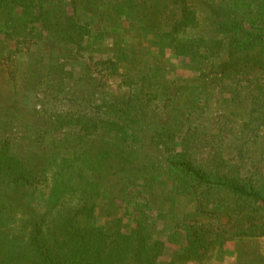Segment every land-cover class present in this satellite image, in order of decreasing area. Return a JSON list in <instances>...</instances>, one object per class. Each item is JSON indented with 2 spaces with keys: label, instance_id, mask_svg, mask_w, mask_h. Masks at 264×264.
Segmentation results:
<instances>
[{
  "label": "trees",
  "instance_id": "16d2710c",
  "mask_svg": "<svg viewBox=\"0 0 264 264\" xmlns=\"http://www.w3.org/2000/svg\"><path fill=\"white\" fill-rule=\"evenodd\" d=\"M0 65L2 103L36 99L13 120L28 131L0 135V264L264 244V0H0Z\"/></svg>",
  "mask_w": 264,
  "mask_h": 264
},
{
  "label": "rangeland",
  "instance_id": "374dc122",
  "mask_svg": "<svg viewBox=\"0 0 264 264\" xmlns=\"http://www.w3.org/2000/svg\"><path fill=\"white\" fill-rule=\"evenodd\" d=\"M74 1L76 3H80V0H74ZM70 9H71V7H70ZM6 40H10V39H6ZM108 43H111V40H109ZM170 62H172V64H177L176 65L177 66V68H176L177 72L187 74L186 68H184L182 65H178V61L175 58L174 59L171 58ZM188 72L190 73V71H188ZM191 74H192V71H191ZM109 81L112 82V83L109 82L110 83L109 88L112 91L118 92L119 89H121V86L119 84V79L117 77L112 78V80H109ZM2 82H3V78L0 75V135L1 136L5 135V134L14 135L16 132L28 131V128H30V127H29L28 116L26 113H24L23 117H20L23 119V121L22 120L13 121V120L16 119L15 113L19 112V107L22 108L27 113H31L32 108L34 106V100H36V99H34L35 98L34 97L35 91H31V90H27V89H26V91H22V93H23L22 96L20 94L21 99H19V101L16 104L14 103L12 106H10V105L8 106L7 102L2 103L1 92L4 89ZM218 95H219V97H221L224 95L227 96L228 94L220 90ZM13 98H15V96ZM12 100H10V101L13 102ZM14 105L16 106L15 110H14ZM25 118L28 120L27 125L25 122V120H26ZM30 119H31L30 120L31 123L33 124V122H35V120H32V118H30ZM11 122H13V123H11ZM66 134L67 133L64 131H57L55 134H53V137L56 138L57 140H62L63 138H67V136H65ZM50 140H51V137H50L49 141ZM32 146H33V144L31 145V143H28V142H24V141L18 142L15 145V150H16L15 152L21 153V154L26 155V156L32 155V157L34 155V157H36V155L33 152L34 149ZM36 146L39 147V150L41 151V153H44L45 152V139L43 141L38 142L36 144ZM42 151H44V152H42ZM43 156L45 157V153L43 154ZM245 243L246 244H241V243L235 242V241L227 242L226 249L228 250L227 251L228 253L225 254L222 261L215 260V259L212 260V264H237L238 263L237 254L239 251L240 252L242 251V252L247 254V260L248 259L250 261L256 260V257H255V254L257 253L256 251L262 250L264 247L263 240H260L258 242H245ZM176 250H177V247L175 244H173L171 242H166L165 246L163 248V254L160 257L161 261L162 262L167 261L170 258V255L173 252H175ZM189 264H195V262H190Z\"/></svg>",
  "mask_w": 264,
  "mask_h": 264
}]
</instances>
